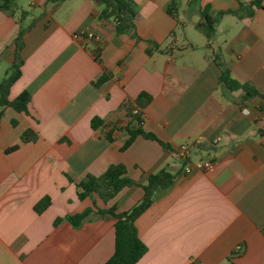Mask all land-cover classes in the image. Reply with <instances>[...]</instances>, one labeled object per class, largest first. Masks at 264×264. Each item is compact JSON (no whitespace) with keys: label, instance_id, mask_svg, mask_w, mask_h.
Masks as SVG:
<instances>
[{"label":"crops","instance_id":"1","mask_svg":"<svg viewBox=\"0 0 264 264\" xmlns=\"http://www.w3.org/2000/svg\"><path fill=\"white\" fill-rule=\"evenodd\" d=\"M131 1L137 37L118 33L91 0L0 10V69L20 62L8 100L30 96L25 111L8 107L0 119V264H104L115 227L98 210H130L162 169L174 183L135 222L147 248L136 264H264V0H179L175 17L172 0ZM206 12L216 19L209 41L196 26ZM223 70L258 95L229 90ZM142 93L151 100L139 124L125 104ZM138 128L165 146L139 135L122 149ZM26 130L36 137L24 143ZM181 145L187 161L174 154ZM202 160L213 168L183 173ZM111 165L137 185L80 200L77 183ZM87 210L80 226L67 220Z\"/></svg>","mask_w":264,"mask_h":264},{"label":"trees","instance_id":"2","mask_svg":"<svg viewBox=\"0 0 264 264\" xmlns=\"http://www.w3.org/2000/svg\"><path fill=\"white\" fill-rule=\"evenodd\" d=\"M15 0H0V10H10ZM65 0H52L53 3L59 4ZM100 9V17L113 18L116 23V31L121 34H131L133 37H137L135 32V10L133 2L131 0H91ZM263 0H253L252 6L263 8ZM179 0H172L169 6L166 8V12L175 17L177 11V5ZM28 14L26 11H20L19 21L24 20ZM203 23H198L196 26L201 28L207 41H209L214 34V27L216 19L209 16L206 13L203 14ZM23 29L20 30L16 43L17 49L20 48V41L23 34ZM156 44L153 45L152 50H158ZM147 53H151V49L147 50ZM11 74L0 81V119L3 116L6 108L10 107L18 112L26 110L27 103L30 100V96L27 93H22L13 101L8 100L9 89L11 85L20 76V62L16 60L11 65ZM106 79L105 76H101L95 85L101 84ZM220 81L231 91L243 90L244 97L250 98L258 95V92L250 87L248 84H240L237 81L231 79L229 74L223 70ZM151 97L148 94L142 93L133 103H126L125 109L127 114L136 119L139 124L142 123V110L150 102ZM134 107L139 109L137 115H132L131 111ZM100 124V121L94 119L91 126L96 128ZM129 139L125 142L122 149H126L137 136H143L146 139L155 140L165 146L154 134L147 133L141 128L137 130H128ZM261 135H264V130L260 131ZM36 137L32 130H26L21 135V141L26 143L34 140ZM16 147H12L10 150H14ZM126 169L123 165H111L107 170L99 177L89 176L87 179L77 183L78 198L83 200L90 194H97L103 201L109 200L117 195L122 189L137 185L134 181L129 179L126 175ZM174 183V176L162 169L155 174H150L145 184L140 185L144 190L143 198L134 205L130 210L124 212H117L116 209L111 208L108 210H98V215L109 217L114 221L115 227V245L112 256L104 264H136L141 257L146 253L147 248L138 236L135 222L137 218L143 214L150 205L158 197L163 195ZM49 204L48 199H43L36 206L35 210L40 213ZM91 210L84 211L80 214H74L67 217V220L75 227L83 224L90 215ZM60 221L58 219L56 222Z\"/></svg>","mask_w":264,"mask_h":264},{"label":"built area","instance_id":"3","mask_svg":"<svg viewBox=\"0 0 264 264\" xmlns=\"http://www.w3.org/2000/svg\"><path fill=\"white\" fill-rule=\"evenodd\" d=\"M78 37H87V38H97L94 36L91 32L81 30L77 33ZM139 113V109L137 107H134L131 111L132 115H137ZM175 156L180 159L187 161L190 156V147L188 145H181L178 148L174 150ZM213 168V163L210 160H202L198 161L196 163H186L183 167V173L184 174H190L194 171H208ZM241 249L240 246L236 248L237 251ZM190 264H202V263H195L192 261Z\"/></svg>","mask_w":264,"mask_h":264},{"label":"rangeland","instance_id":"4","mask_svg":"<svg viewBox=\"0 0 264 264\" xmlns=\"http://www.w3.org/2000/svg\"><path fill=\"white\" fill-rule=\"evenodd\" d=\"M11 71H12L11 67H9V68L4 67V69H0V78H2L4 75L6 76L5 78H7L11 74ZM6 73H7V75H6Z\"/></svg>","mask_w":264,"mask_h":264}]
</instances>
